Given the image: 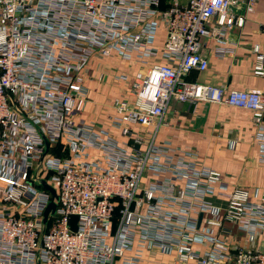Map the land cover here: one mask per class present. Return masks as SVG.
<instances>
[{
	"label": "built area",
	"instance_id": "1",
	"mask_svg": "<svg viewBox=\"0 0 264 264\" xmlns=\"http://www.w3.org/2000/svg\"><path fill=\"white\" fill-rule=\"evenodd\" d=\"M252 4L0 0V264H140L154 250L174 264H264V191L229 185L194 152L153 142L172 101L225 105L250 113L264 166V94L184 79L208 67L203 39L216 41L214 58L233 53L224 36ZM249 50L252 75L263 76L264 48ZM112 56L146 67L114 76L133 101L114 100L109 128L97 129L77 119L91 63Z\"/></svg>",
	"mask_w": 264,
	"mask_h": 264
},
{
	"label": "crops",
	"instance_id": "2",
	"mask_svg": "<svg viewBox=\"0 0 264 264\" xmlns=\"http://www.w3.org/2000/svg\"><path fill=\"white\" fill-rule=\"evenodd\" d=\"M187 0L180 2L185 3ZM243 4L231 9L241 14ZM228 45L237 44L232 54L214 58L211 48L217 44L214 39H203L202 54L208 61L204 72L192 71L184 79L189 83L208 84L223 87L227 91L252 90L264 94V75L251 73L253 55L251 45L264 48V0H253L251 12L243 15L242 27L230 28L224 36ZM164 41L162 29L158 31L156 45ZM158 60H150V63ZM264 69V61H263ZM146 67V66H145ZM145 67L136 62L124 63L114 56L95 59L90 66L92 77L86 81L88 103L77 120L93 123L97 129L109 128L108 117L114 100L133 101L128 84L115 81L114 76L143 73ZM153 128L146 129L142 136L145 143L151 139ZM110 133L120 144L129 143L118 130ZM254 129L250 113L225 105L210 103H179L172 101L162 118L154 137L155 145L170 143L178 151L194 152L201 163L220 173L229 185L246 190L264 191V166L257 162V149L253 142ZM140 264H174L172 257L154 250L144 255Z\"/></svg>",
	"mask_w": 264,
	"mask_h": 264
},
{
	"label": "water",
	"instance_id": "3",
	"mask_svg": "<svg viewBox=\"0 0 264 264\" xmlns=\"http://www.w3.org/2000/svg\"><path fill=\"white\" fill-rule=\"evenodd\" d=\"M41 186H42V188L43 189H45L46 191H48L51 195H52V197L55 199L56 198V192H55V190L53 189V188H51L50 186H48L44 181H42L41 182ZM55 208H56V205H55V203L52 201L49 205H48V207H47V209H46V211H45V213H44V221L46 220V217H47V215H48V213L51 211V212H54L55 211Z\"/></svg>",
	"mask_w": 264,
	"mask_h": 264
},
{
	"label": "rangeland",
	"instance_id": "4",
	"mask_svg": "<svg viewBox=\"0 0 264 264\" xmlns=\"http://www.w3.org/2000/svg\"><path fill=\"white\" fill-rule=\"evenodd\" d=\"M169 1L170 0H160V2H161L163 7H165L168 4ZM182 1H185V0H182Z\"/></svg>",
	"mask_w": 264,
	"mask_h": 264
}]
</instances>
